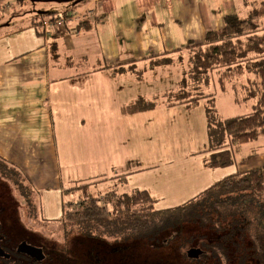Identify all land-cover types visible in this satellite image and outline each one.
<instances>
[{
  "label": "crops",
  "instance_id": "crops-1",
  "mask_svg": "<svg viewBox=\"0 0 264 264\" xmlns=\"http://www.w3.org/2000/svg\"><path fill=\"white\" fill-rule=\"evenodd\" d=\"M59 1L17 0L18 9L13 2L3 7L12 19L5 25L0 20V158L21 171L38 197L37 189L48 182L63 189L59 175L68 167L89 168L86 178H82L88 183L112 178L121 184L111 188L119 193L149 191L148 187L128 184L129 175L144 170L135 164L144 156L142 148L153 154L161 149L173 150V158L175 148L180 147L172 141L161 148L154 145L155 151L143 146V116L169 120L168 111L174 104L144 102L142 93L137 88L130 91L131 86L135 87L143 73L153 68L158 54L166 52L170 57L171 51L187 41H200L207 30L220 27L225 14L242 11L246 16L264 1L74 0L77 10L64 15L78 18L64 23L47 25L50 15H60L52 12V7L28 13L24 18L19 16L30 7L35 10V4L51 6ZM50 12L53 14L45 16ZM18 22L21 26H17ZM160 26L166 33L164 30L158 34ZM171 28L176 32L171 34ZM126 83L128 92L122 86ZM150 103L152 107L142 108ZM160 109L165 111L156 114ZM198 147L194 144L177 151L180 162L187 161V166L178 165L179 171L170 181L171 190L185 191L179 193L180 201L186 202L236 171L261 169L264 178L263 134L232 146L233 163L225 167L208 166L210 151L205 145L202 150ZM101 152L113 159L105 165L109 176L98 167V163L103 164L102 158L96 156ZM127 164L131 168L125 169ZM170 166L175 168L177 164L172 162ZM230 167L233 170L224 171ZM190 169L192 173L179 180L180 172ZM37 181L43 187L37 186ZM38 200L41 202L40 197L34 199L39 203Z\"/></svg>",
  "mask_w": 264,
  "mask_h": 264
},
{
  "label": "rangeland",
  "instance_id": "rangeland-1",
  "mask_svg": "<svg viewBox=\"0 0 264 264\" xmlns=\"http://www.w3.org/2000/svg\"><path fill=\"white\" fill-rule=\"evenodd\" d=\"M12 2L15 9L20 7L17 0H0V20L3 21V25L9 23L12 19L10 15L5 13L3 7ZM49 7L53 8L54 11L52 12H60V15L51 16L50 14H53L51 12L45 15H50L46 22L47 25H56L59 18L62 23L66 19L78 18L77 15H64L65 12L73 13V10H77L78 7L74 4V0H60L51 4V6L50 3H44L42 7L35 4L33 5L35 10L30 7L29 12L26 11L27 13L19 16L24 18L28 13L32 14L38 10H51ZM238 14L241 17L245 16L242 11ZM7 20L8 22H5ZM58 22L60 23V21ZM17 26H21V24L18 22ZM185 28L190 29L191 27L186 26ZM157 29L158 34L164 30L166 33L164 27L160 26ZM175 32L174 29H170L171 34ZM159 37L160 35H158ZM85 40L87 39L85 38ZM180 54L183 56L182 64L170 63L153 66V68L147 69L143 73V77L135 84V87L131 86L130 91L137 88L142 93L144 102H156L159 105L169 102L174 104L170 106L173 110L169 109L168 111L169 120H165L166 118L163 117L162 120L156 119L150 114L143 116L142 141L143 146L148 145V150L155 151L154 145L156 144L160 148V145H170V141L176 142L183 149H187L194 144H198V148H201V150L204 145L207 147L204 105L205 100L210 99L209 94H213L214 97L216 121L218 118L249 113L252 104L255 102V98L248 96L245 90L239 86H233L240 80L239 76L223 79L224 88L222 89L219 81L220 72L218 69H214L209 73V85L203 87L204 94L208 97L205 100H200L197 105L186 106V104H182L177 99L176 94L181 89L180 80L183 66L186 70L189 64L187 61L188 52L184 50ZM122 81H126V78ZM122 86L124 91L128 92V84ZM161 111L165 110H156L155 113ZM216 121L213 125H217ZM57 129L58 127H56V131ZM180 148H175L174 153L176 154L173 158H170L172 155L170 151L173 150L161 149V152L153 154L146 153L144 151L145 147L142 148L144 156L135 164H139L144 170L129 175L128 184L130 186L149 188V191H147L154 200L155 208H170L184 202L180 201L179 193L185 191L170 189V181L179 171L178 165L180 167L187 166L186 159L180 162L182 159H179V152L182 150L179 151ZM177 151L179 152L177 153ZM202 153L204 152L202 151ZM234 155L236 156L235 151ZM96 156L103 160V164L99 165L98 163V167L107 172L106 176L111 175L105 165L107 167L112 162V157L110 155L105 156L103 152ZM172 162H176L177 166L175 168L170 166ZM131 166V164H127L125 169H129ZM0 168L5 174L0 172V235L10 240L7 245L11 249H14L22 239H25L28 244L39 247L42 253L45 254V257L39 262L30 260V262H23L22 264H238V252L232 245L227 247L232 251L234 249L235 252L229 251L227 257H223L222 254L214 257H212V254L209 255L211 250L209 247L215 245L219 240L222 241L223 235L227 234V231H219L213 222L206 223V225H201V223L195 221L182 222L173 227H164L150 239L139 238L122 241L108 237L88 238L80 234L78 229L64 222V212L67 209L76 207L77 201L84 194L100 197L107 190H112L111 188H114L115 184L118 187L121 185L119 182H114L112 178L86 186L82 185L86 182L82 178H86V172H89V168L68 167L62 169L59 176H61L63 189H60L59 186L54 187L55 185L52 182L46 183L43 187L40 185L41 181H37V186L43 187L37 189L41 198V202L38 200L39 203L34 201L39 197L34 192H30V184L25 179L26 177L24 178L23 175L3 163H0ZM230 170H233V167L224 171ZM192 171L190 169L183 174L180 172L179 180L185 175L191 174ZM72 179L74 180L72 181ZM14 182H17L20 189ZM33 182L36 185V181L33 180ZM177 185H181V183ZM239 235L237 232L232 241L240 242ZM242 237L245 238L244 243L246 244L249 240L248 236L242 235ZM197 250L200 252H197ZM189 252L197 253H193L195 257H191L192 255Z\"/></svg>",
  "mask_w": 264,
  "mask_h": 264
},
{
  "label": "trees",
  "instance_id": "trees-1",
  "mask_svg": "<svg viewBox=\"0 0 264 264\" xmlns=\"http://www.w3.org/2000/svg\"><path fill=\"white\" fill-rule=\"evenodd\" d=\"M184 50L188 52L189 65L186 70L184 66L182 69L181 89L176 94L179 102L191 106L205 100L208 96L203 87L209 85V73L214 69L220 72L222 89L223 79L239 76L240 80L233 86H239L255 98L249 113L218 118L217 121L213 94L205 100L207 150L210 151L206 164L228 166L233 163L232 146L264 135V2L251 8L243 17L236 13L225 14L220 27L207 30L200 41H187L171 51L170 57L166 52L158 54L159 59L153 66L182 64L180 53ZM176 52L178 54L172 57L171 53ZM152 106V103L143 104L142 108ZM214 121L217 125H213ZM0 163L23 175L5 159L0 158ZM0 172L4 174L1 168ZM14 184L20 189L17 182ZM88 184L91 183H82ZM153 203L147 190L129 193L112 190L100 197L84 194L76 207L64 212V222L88 238L108 237L122 241L150 239L164 227L182 222L195 221L201 225L213 222L219 231H227V234L223 235L222 241L209 247V255L227 257L229 251H234L227 246L232 245L238 252V264H264V178L261 169L225 175L174 207L158 209ZM237 232L240 242L232 241ZM242 235L248 236L246 244Z\"/></svg>",
  "mask_w": 264,
  "mask_h": 264
},
{
  "label": "flooded vegetation",
  "instance_id": "flooded-vegetation-1",
  "mask_svg": "<svg viewBox=\"0 0 264 264\" xmlns=\"http://www.w3.org/2000/svg\"><path fill=\"white\" fill-rule=\"evenodd\" d=\"M9 241L8 238L5 239L4 236L0 235V264H22L23 262H30V260L39 262L45 257L39 247L28 244L25 239L18 242L14 249L8 247Z\"/></svg>",
  "mask_w": 264,
  "mask_h": 264
},
{
  "label": "built area",
  "instance_id": "built-area-1",
  "mask_svg": "<svg viewBox=\"0 0 264 264\" xmlns=\"http://www.w3.org/2000/svg\"><path fill=\"white\" fill-rule=\"evenodd\" d=\"M60 17V16H59ZM58 21H61V19L59 18V20Z\"/></svg>",
  "mask_w": 264,
  "mask_h": 264
}]
</instances>
